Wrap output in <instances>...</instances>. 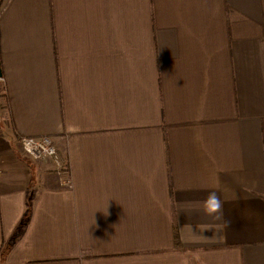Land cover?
I'll use <instances>...</instances> for the list:
<instances>
[{
	"label": "crops",
	"instance_id": "obj_1",
	"mask_svg": "<svg viewBox=\"0 0 264 264\" xmlns=\"http://www.w3.org/2000/svg\"><path fill=\"white\" fill-rule=\"evenodd\" d=\"M0 59V264H264V0H0Z\"/></svg>",
	"mask_w": 264,
	"mask_h": 264
},
{
	"label": "built area",
	"instance_id": "obj_2",
	"mask_svg": "<svg viewBox=\"0 0 264 264\" xmlns=\"http://www.w3.org/2000/svg\"><path fill=\"white\" fill-rule=\"evenodd\" d=\"M0 81H3V77H0ZM20 141L25 153H29L35 157L50 156L58 166L61 164L60 158L57 157V149L49 136H43L39 138L25 137L21 138Z\"/></svg>",
	"mask_w": 264,
	"mask_h": 264
},
{
	"label": "bare ground",
	"instance_id": "obj_3",
	"mask_svg": "<svg viewBox=\"0 0 264 264\" xmlns=\"http://www.w3.org/2000/svg\"><path fill=\"white\" fill-rule=\"evenodd\" d=\"M3 75V74H2ZM0 77H3V76H0ZM43 137V136H42ZM1 138H2V135H1ZM23 138H25V137H23ZM34 138H39V137H34ZM29 156H33V155H31V154H29V153H27ZM57 157L58 158H60V156L59 155H57ZM60 162H61V164L59 165V167H61V168H63V166H64V162L60 159Z\"/></svg>",
	"mask_w": 264,
	"mask_h": 264
},
{
	"label": "trees",
	"instance_id": "obj_4",
	"mask_svg": "<svg viewBox=\"0 0 264 264\" xmlns=\"http://www.w3.org/2000/svg\"><path fill=\"white\" fill-rule=\"evenodd\" d=\"M0 62H1V59H0ZM4 95H5V94L1 93V96H4ZM67 167H68L67 162H66V163L64 162V166H63V168H64L65 170H67ZM176 243L179 244V241H178V237H177V236H176Z\"/></svg>",
	"mask_w": 264,
	"mask_h": 264
},
{
	"label": "rangeland",
	"instance_id": "obj_5",
	"mask_svg": "<svg viewBox=\"0 0 264 264\" xmlns=\"http://www.w3.org/2000/svg\"><path fill=\"white\" fill-rule=\"evenodd\" d=\"M0 104H1V98H0ZM0 107H1V105H0ZM48 157H49V156H48ZM6 255H7V253H6V248L4 247V250H3V252H2V257L4 258Z\"/></svg>",
	"mask_w": 264,
	"mask_h": 264
},
{
	"label": "water",
	"instance_id": "obj_6",
	"mask_svg": "<svg viewBox=\"0 0 264 264\" xmlns=\"http://www.w3.org/2000/svg\"><path fill=\"white\" fill-rule=\"evenodd\" d=\"M2 69H1V63H0V76H2Z\"/></svg>",
	"mask_w": 264,
	"mask_h": 264
},
{
	"label": "clouds",
	"instance_id": "obj_7",
	"mask_svg": "<svg viewBox=\"0 0 264 264\" xmlns=\"http://www.w3.org/2000/svg\"><path fill=\"white\" fill-rule=\"evenodd\" d=\"M213 198H214V197H213ZM216 207H219V202H218V201L216 202Z\"/></svg>",
	"mask_w": 264,
	"mask_h": 264
}]
</instances>
